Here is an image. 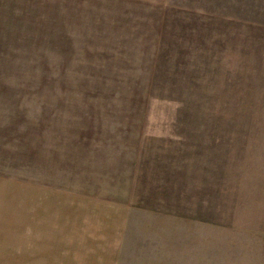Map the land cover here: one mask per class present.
I'll list each match as a JSON object with an SVG mask.
<instances>
[{"label":"rangeland","instance_id":"1","mask_svg":"<svg viewBox=\"0 0 264 264\" xmlns=\"http://www.w3.org/2000/svg\"><path fill=\"white\" fill-rule=\"evenodd\" d=\"M115 201V264H264V0H0V264Z\"/></svg>","mask_w":264,"mask_h":264},{"label":"crops","instance_id":"2","mask_svg":"<svg viewBox=\"0 0 264 264\" xmlns=\"http://www.w3.org/2000/svg\"><path fill=\"white\" fill-rule=\"evenodd\" d=\"M109 204H111V203H109ZM91 205H95V204H91ZM91 205L89 203V209L91 212L100 211L99 206L96 205L98 207V209H97ZM114 205L115 206H113V205L110 206V209H109V211L111 213L110 219L113 222L110 226L105 228V231H103L104 240L111 235H114L115 237L118 236V237H120V240H121V237H122V235H124L125 230L127 228L129 207L125 203L117 202V201H115ZM40 209H42V208H40ZM77 209H78V212L81 211V208H79V206L77 207ZM85 214L86 213L84 211L80 212V215L78 214V220H80V218H79L80 216L82 217ZM81 219H84V218H81ZM93 219H95L94 214H93ZM42 230H43V232L44 231L46 232V230L44 228H42ZM104 240L101 239L100 241H98V243H95L96 246L102 245L101 249H100L101 250V253H100L101 256L97 257V259L98 258L101 259V261L98 262V264H115V258H116L115 252L117 251V248L115 249V246L114 247L108 246L109 243L107 242V239H106V241H104ZM51 241H53V240H51ZM55 243H56V245H55ZM68 243L69 242L66 241L63 236L58 237V235H57V237L54 238L53 247H52L50 253H52L53 255L56 252L62 254L63 250H65V246L68 245ZM105 246H107V248ZM118 246L120 247V245H118ZM104 247H105V250H104ZM39 250L43 251L41 248H39ZM109 251L111 253H109ZM59 257H60V259H59ZM35 259H36V262L38 263L37 260H39V257H36ZM56 259L59 261V264H69L68 256L59 255V256H56ZM40 263H43V262H40ZM46 264H50V262L48 261V263H46Z\"/></svg>","mask_w":264,"mask_h":264}]
</instances>
